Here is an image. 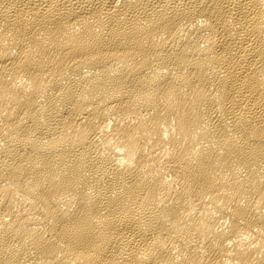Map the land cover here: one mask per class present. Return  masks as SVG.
Instances as JSON below:
<instances>
[{
  "label": "bare ground",
  "instance_id": "1",
  "mask_svg": "<svg viewBox=\"0 0 264 264\" xmlns=\"http://www.w3.org/2000/svg\"><path fill=\"white\" fill-rule=\"evenodd\" d=\"M0 264H264V0H0Z\"/></svg>",
  "mask_w": 264,
  "mask_h": 264
}]
</instances>
